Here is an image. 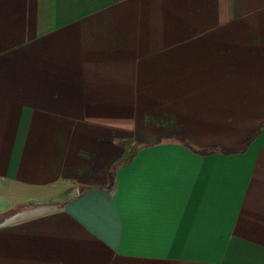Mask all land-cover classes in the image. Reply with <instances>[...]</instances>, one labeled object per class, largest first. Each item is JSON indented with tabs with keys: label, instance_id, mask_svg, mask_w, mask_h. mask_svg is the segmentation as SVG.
<instances>
[{
	"label": "crops",
	"instance_id": "obj_1",
	"mask_svg": "<svg viewBox=\"0 0 264 264\" xmlns=\"http://www.w3.org/2000/svg\"><path fill=\"white\" fill-rule=\"evenodd\" d=\"M10 202L0 264H264V0H0Z\"/></svg>",
	"mask_w": 264,
	"mask_h": 264
},
{
	"label": "trees",
	"instance_id": "obj_2",
	"mask_svg": "<svg viewBox=\"0 0 264 264\" xmlns=\"http://www.w3.org/2000/svg\"><path fill=\"white\" fill-rule=\"evenodd\" d=\"M256 137V134H254L252 136V138H250L242 147V149H240L239 151H226L220 148H213V149H208V150H200L197 148H194L193 146H191L185 139L183 138H178V137H169L166 139L172 140V141H176L180 144H182L183 146H185L186 148H188L190 151L196 153V154H201V155H209V154H214V153H222V154H234V153H239V152H243L245 150V148L253 141V139ZM163 138L160 139H154V140H139L137 142H132L133 143V148L130 150H133L132 152L129 153L128 158L124 160V162L122 161L121 164H125L126 162L130 161L133 158L134 153L137 151L138 148L140 147H149V146H153L156 144H159L163 141ZM122 145H126V144H130L131 141L129 140H125L120 142ZM119 164V165H121ZM117 166H113L110 170V172L108 173V183L106 186V189L110 192H113L115 190L116 187V183H115V169Z\"/></svg>",
	"mask_w": 264,
	"mask_h": 264
},
{
	"label": "water",
	"instance_id": "obj_3",
	"mask_svg": "<svg viewBox=\"0 0 264 264\" xmlns=\"http://www.w3.org/2000/svg\"><path fill=\"white\" fill-rule=\"evenodd\" d=\"M78 194L77 187L73 186L68 188L63 193L52 197L47 200H29L25 202L23 205L25 206H42V205H48V206H63L66 205L69 201H71L74 197H76Z\"/></svg>",
	"mask_w": 264,
	"mask_h": 264
},
{
	"label": "rangeland",
	"instance_id": "obj_4",
	"mask_svg": "<svg viewBox=\"0 0 264 264\" xmlns=\"http://www.w3.org/2000/svg\"><path fill=\"white\" fill-rule=\"evenodd\" d=\"M9 204H10V205L7 206V209H6L7 211H6V210H5L6 212L4 211L5 213H4V212H3V213L0 212V221L3 220V216L6 217V215H9L10 213H12V211H11V207H12L13 203L10 202ZM9 211H10V212H9ZM1 213H2V214H1Z\"/></svg>",
	"mask_w": 264,
	"mask_h": 264
}]
</instances>
